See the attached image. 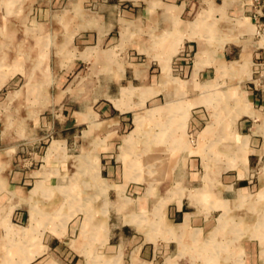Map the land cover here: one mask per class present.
I'll list each match as a JSON object with an SVG mask.
<instances>
[{
	"label": "crops",
	"instance_id": "1",
	"mask_svg": "<svg viewBox=\"0 0 264 264\" xmlns=\"http://www.w3.org/2000/svg\"><path fill=\"white\" fill-rule=\"evenodd\" d=\"M33 1L36 34L24 53L34 62H17L15 35L0 49V206L10 228L41 235L34 256L69 249L70 264H105L123 245L96 241L86 255L92 246L82 233L74 239L73 215H60L58 203L114 196L120 237L136 254L153 262L201 241L209 218L230 216L252 187L250 173L264 170V90L255 86L264 0H72L63 12L61 0ZM85 69L67 98V74ZM190 135L204 153L222 145L215 163L193 155ZM75 148L78 175L66 184ZM132 202L136 213L122 215ZM94 209L89 228L108 226Z\"/></svg>",
	"mask_w": 264,
	"mask_h": 264
},
{
	"label": "rangeland",
	"instance_id": "2",
	"mask_svg": "<svg viewBox=\"0 0 264 264\" xmlns=\"http://www.w3.org/2000/svg\"><path fill=\"white\" fill-rule=\"evenodd\" d=\"M43 1L47 2L45 0ZM33 2V0H0V49L7 48L9 34L15 35L17 62L19 60V62H22L27 66L35 60L33 53L29 55L26 54V57L24 53V50L27 51L28 49L27 44H30L29 35L36 34L34 27L30 24V20L34 18L36 13ZM44 2L40 1L39 4ZM61 2H63L62 5H60L61 7L57 9L60 12L70 10L69 8L73 4L72 0H61ZM67 15L71 17L69 11ZM10 44L12 45L13 43ZM88 74V69H85L83 75H79L77 71H72L67 74V84L63 89L67 98L78 92V87L81 84L82 78L87 77ZM216 85L217 83L213 82L208 86L216 87ZM93 93L94 91H92V94ZM102 94L103 89L95 91L94 95L97 96ZM64 108L65 107H63V110ZM188 139L192 150L196 151L193 155H199V161H204V163L209 161L215 163L217 161L216 154L219 149L222 148V145H219L217 141L214 148L210 147L209 149L208 147V151L206 150L207 147H205L206 149L203 148L205 151L204 153L202 152V149H197L198 147L201 148L203 141H200L198 137L194 135H190ZM48 140L50 141L51 137L48 138ZM49 141L47 142L46 147L49 145ZM140 146H143V149L145 150L144 153H140L141 160H150V157L153 156L150 152L151 138H142ZM70 154L72 157L67 163L66 184L69 183L70 179H73L78 175L77 160L82 157L78 148H75ZM116 154L113 156L112 161L115 160ZM101 156L103 157V155ZM128 164L129 168H135L136 166L135 161H130ZM200 172L203 173L204 170L201 168ZM228 173L234 175L235 172L230 171ZM250 177L251 180L254 181L252 187L241 195L244 196V198H238L233 206L230 207V216L223 217L221 216L222 213L213 214V216L209 218V228L204 234H202L201 241H199L198 238V240L193 241L190 246H186V248L181 251H175L169 256L161 254L160 258L153 262L150 259H147L146 256H142L141 254L138 255L134 252L136 246L127 243L130 242L131 239L130 241H124L121 239L119 233L124 229L122 226L123 220L112 207L117 202L115 201L114 196H112L111 202L105 201L102 199V196H99V199H97L95 203H89L86 200H82L80 202L69 201L70 203L65 201L64 203L62 202L58 204L61 209L60 215H73L70 220L71 227H73V231L72 228L71 231L73 233L70 232L71 234H74V239H77L80 233H82L83 236L85 235L84 246L87 244L91 245L93 248L95 247L94 243L96 241L97 244L104 242L116 246L123 245L121 254H118L119 252L113 253L115 257L111 260H104L103 262H108L105 264H117V260L120 262H118V264H264V245L262 240L264 237V190L262 182L264 170L262 168H255L250 173ZM69 190H71L70 187ZM72 190H74L72 195L76 194L75 190H77V187H73ZM82 191L87 192L88 188L86 186L82 187ZM89 191L91 192L92 190L90 189ZM75 196L80 198L77 194ZM127 196L133 200L136 198L134 195L127 194ZM89 204L95 206V217L103 219L106 213L109 218L108 226L105 228H97V230L94 229L96 231L95 236L92 234L95 233L93 232L94 230L89 228V222L87 220L85 221V218L88 216V212L86 211ZM0 210V264H48L50 261H53L56 264H70L66 258L68 252H71L69 249L64 255L48 253L39 257L38 255L34 256L35 250L37 249L35 246L40 245L39 240L41 235L36 232L24 233L21 230L16 231L13 228H10L11 223L7 212H5L6 209L0 206ZM134 213H136V211L133 202L127 204L122 210V215L130 216ZM146 216L152 219L151 214H147ZM127 219L128 218L126 217L125 220ZM222 219H224L227 224L225 225L222 234H220L217 232V228ZM133 234H135L134 228ZM131 236L132 235H129L127 237L129 238ZM78 244L79 242L77 245ZM125 244H127L126 248H124ZM64 248L66 249L68 246L64 245ZM95 252L94 248H87L86 251H84L86 255L88 254L91 256H93ZM82 259L83 264H87V258L85 260L84 258ZM88 259L91 258L88 256Z\"/></svg>",
	"mask_w": 264,
	"mask_h": 264
},
{
	"label": "built area",
	"instance_id": "3",
	"mask_svg": "<svg viewBox=\"0 0 264 264\" xmlns=\"http://www.w3.org/2000/svg\"><path fill=\"white\" fill-rule=\"evenodd\" d=\"M257 34L258 36L264 35V22L258 24ZM257 67H258V71H257V78L255 80V86L264 90V50L262 55V61L257 64Z\"/></svg>",
	"mask_w": 264,
	"mask_h": 264
},
{
	"label": "bare ground",
	"instance_id": "4",
	"mask_svg": "<svg viewBox=\"0 0 264 264\" xmlns=\"http://www.w3.org/2000/svg\"><path fill=\"white\" fill-rule=\"evenodd\" d=\"M79 8V7H78ZM170 12V11H169ZM143 123V122H142ZM120 149V148H119ZM90 158V157H89ZM87 162V161H86ZM98 163V162H97ZM126 163V162H125ZM92 164V163H91ZM130 164V163H129ZM93 165V164H92ZM98 166V165H97ZM44 168V167H43ZM88 168V167H87ZM95 168V167H94ZM98 169H99V167H98ZM94 179V178H93ZM71 186V185H70ZM103 186V185H102ZM102 186H101V188H102ZM100 187V186H99ZM104 187V186H103ZM73 188V187H72ZM105 188V187H104ZM71 189V188H70ZM72 193V192H71ZM240 193V192H239ZM77 194V193H76ZM78 195V194H77ZM67 202H69L68 200H67ZM85 202V201H84ZM70 203V202H69ZM86 204V203H85ZM117 207V206H116ZM227 223L224 221V219H222L221 220V223L219 224V226H218V228H217V232L218 233H220V234H222V232H223V230H224V228H225V225H226ZM79 227V226H78ZM262 240H263V245H264V237L262 238ZM263 257H264V251H263Z\"/></svg>",
	"mask_w": 264,
	"mask_h": 264
}]
</instances>
